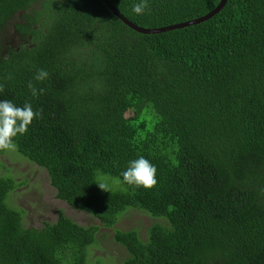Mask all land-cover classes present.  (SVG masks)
Returning <instances> with one entry per match:
<instances>
[{
	"label": "trees",
	"instance_id": "trees-1",
	"mask_svg": "<svg viewBox=\"0 0 264 264\" xmlns=\"http://www.w3.org/2000/svg\"><path fill=\"white\" fill-rule=\"evenodd\" d=\"M108 1L148 28L220 2L149 0L137 15V0ZM18 12L28 43L0 45V99L42 116L16 150L106 227L128 208L163 219L146 238L114 229L119 264H264V0H227L207 21L158 34L103 0H0V33ZM40 69L49 76L36 81ZM139 155L157 166L151 189L118 182ZM19 185L0 176V264H89L99 229L63 214L24 226L7 202Z\"/></svg>",
	"mask_w": 264,
	"mask_h": 264
},
{
	"label": "rangeland",
	"instance_id": "rangeland-1",
	"mask_svg": "<svg viewBox=\"0 0 264 264\" xmlns=\"http://www.w3.org/2000/svg\"><path fill=\"white\" fill-rule=\"evenodd\" d=\"M25 21L21 13H17L0 33V45L8 44L14 48L18 43H28L15 26V23L21 25ZM1 175L13 177L20 184L12 191L7 202L24 211V226L39 227L45 221L56 222L59 215L63 214L79 225L99 229L95 242L88 247L89 264L99 260V264H119L127 256V250L113 239L114 229L126 231L136 228L140 236L146 238L152 224L163 222V219L155 218L145 211L128 208L119 214L113 227H106L89 213L59 199L47 170L20 155L16 149L0 153ZM112 184L117 185V182L112 181Z\"/></svg>",
	"mask_w": 264,
	"mask_h": 264
},
{
	"label": "clouds",
	"instance_id": "clouds-1",
	"mask_svg": "<svg viewBox=\"0 0 264 264\" xmlns=\"http://www.w3.org/2000/svg\"><path fill=\"white\" fill-rule=\"evenodd\" d=\"M150 10L149 0H137L132 11L137 15H144ZM19 13V12H18ZM49 73L45 69L37 71L34 79L36 81L46 80ZM32 96L43 93V89H37L31 82L28 84ZM3 85L0 84V90ZM42 110H34L30 102L22 106L17 105L13 100L0 99V150H15V138L27 134L33 121L41 118ZM118 182L134 186L136 188L151 189L157 183V166L143 155L128 161L127 167L121 173ZM101 189L109 191L106 182H98Z\"/></svg>",
	"mask_w": 264,
	"mask_h": 264
},
{
	"label": "water",
	"instance_id": "water-1",
	"mask_svg": "<svg viewBox=\"0 0 264 264\" xmlns=\"http://www.w3.org/2000/svg\"><path fill=\"white\" fill-rule=\"evenodd\" d=\"M103 1L107 5H109V8L113 11V13L117 17H119L126 25H128L130 28H132L138 32L145 33V34L163 33L166 31H171V30H175V29H179V28H183L186 26L195 25V24L207 21L210 18H212L214 15L219 13L224 8V6L226 5V2H227V0H220V2L217 4V6L215 8H213L211 11H209L205 15H202V16L194 18V19H190V20L183 21V22L172 23L170 25H165V26H160V27L148 28V27H143V26L137 25L136 23L132 22L131 20H129L128 18L123 16L115 8V6L112 5L108 0H103Z\"/></svg>",
	"mask_w": 264,
	"mask_h": 264
},
{
	"label": "bare ground",
	"instance_id": "bare-ground-1",
	"mask_svg": "<svg viewBox=\"0 0 264 264\" xmlns=\"http://www.w3.org/2000/svg\"><path fill=\"white\" fill-rule=\"evenodd\" d=\"M34 163V162H33Z\"/></svg>",
	"mask_w": 264,
	"mask_h": 264
}]
</instances>
